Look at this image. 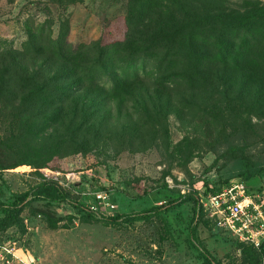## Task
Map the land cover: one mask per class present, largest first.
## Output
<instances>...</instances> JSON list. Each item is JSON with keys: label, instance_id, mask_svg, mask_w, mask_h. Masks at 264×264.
Instances as JSON below:
<instances>
[{"label": "rangeland", "instance_id": "rangeland-1", "mask_svg": "<svg viewBox=\"0 0 264 264\" xmlns=\"http://www.w3.org/2000/svg\"><path fill=\"white\" fill-rule=\"evenodd\" d=\"M240 5V0L228 4ZM129 6L130 0H0V167L5 168L0 202L39 182L33 167L13 166L25 154L39 158L47 178L73 202L82 201L81 193L106 190L115 210L103 216L135 214L177 194H201L203 184L218 186L236 172L233 161L220 156L229 145L244 142L245 155L264 173L262 80L252 82L248 93L240 82L232 85L218 72L199 69L202 77L166 86L149 75L118 96L84 88L65 105L47 110L24 103L26 86L12 75L10 62L25 40L27 22L49 21L55 36L58 22L66 18L72 47L106 43L123 39L122 18ZM152 10L138 37L173 31L174 22L156 14L161 7ZM188 54L176 40L159 57L167 56L187 75L195 71L185 69ZM253 87L261 90L255 93ZM55 113L53 124L43 123ZM73 184L77 188L69 187ZM246 185L264 191V176ZM189 208L185 204L175 213L182 212L186 221ZM178 229L172 212L162 219L112 225L88 220L67 203L31 202L0 230V264H199ZM194 238L221 264H244L225 234L199 226Z\"/></svg>", "mask_w": 264, "mask_h": 264}, {"label": "trees", "instance_id": "trees-1", "mask_svg": "<svg viewBox=\"0 0 264 264\" xmlns=\"http://www.w3.org/2000/svg\"><path fill=\"white\" fill-rule=\"evenodd\" d=\"M79 1L66 0V4ZM230 1L233 0H130V6L122 18L125 28L122 40L106 43L96 40L89 45L79 43L75 47L67 41L69 26L66 18L58 22L55 36L51 22L43 21L36 25L27 22L25 40L16 55L11 57V62L9 60L10 70L13 76L18 74L26 86L24 103L40 110L65 105L84 88L100 89L108 97L118 96L127 86L146 76L155 75L160 80L159 85L166 86L191 80L193 76L202 77L197 71L199 69L218 72L223 82L232 85L240 82L241 89L250 93L252 82L264 81V5L253 0H240L239 10L230 8ZM157 7L162 9L156 12L157 15L163 13L166 19L174 22L173 31L170 29L163 34L138 37V28ZM176 40L185 44L189 52L185 69L195 70L187 75L180 71L184 68L167 56L159 57L163 51L167 53ZM21 59L38 64L27 68L20 63ZM254 90L258 93L261 87H253ZM56 115L43 119V123L53 124ZM245 125L247 129L250 127L249 124ZM244 145V142L243 145H229L220 153L222 158L233 161L236 172L223 179L218 186L207 187L203 184L201 194L193 190L191 193L177 194L163 204L135 214L113 216L89 212L83 199L80 202L71 201L65 190L47 178L43 170L45 164L36 156L25 154L13 166L33 167L40 180L10 202H0V214L3 215L0 230L13 224L25 206L37 201L67 203L88 220L112 225L162 219L172 212L173 220L179 224L178 235L183 236V241L196 252V261L199 264H221L194 238V229L199 226L220 233L205 219L198 201L207 194L218 193L231 181V177H236L238 182L247 186L250 180L264 176L261 168L245 155ZM4 169L0 167V171ZM69 187L74 189L77 185ZM161 188L166 189V186L163 184ZM185 204H190L186 221L182 212L175 213ZM230 241L235 250L241 253L244 264H264V243L259 249H254L250 245Z\"/></svg>", "mask_w": 264, "mask_h": 264}, {"label": "built area", "instance_id": "built-area-1", "mask_svg": "<svg viewBox=\"0 0 264 264\" xmlns=\"http://www.w3.org/2000/svg\"><path fill=\"white\" fill-rule=\"evenodd\" d=\"M81 196L93 214L115 210L105 191L84 192ZM198 203L205 219L230 240L254 249L264 243V191L250 192L243 183L229 181L218 193L207 194Z\"/></svg>", "mask_w": 264, "mask_h": 264}]
</instances>
